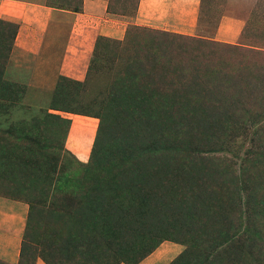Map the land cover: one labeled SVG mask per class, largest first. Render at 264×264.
Masks as SVG:
<instances>
[{
	"label": "rangeland",
	"instance_id": "1",
	"mask_svg": "<svg viewBox=\"0 0 264 264\" xmlns=\"http://www.w3.org/2000/svg\"><path fill=\"white\" fill-rule=\"evenodd\" d=\"M19 1L49 22L0 14V226L17 239L0 264H264V0H205L196 36L72 29L60 10L82 0ZM227 15L236 36L215 38Z\"/></svg>",
	"mask_w": 264,
	"mask_h": 264
},
{
	"label": "crops",
	"instance_id": "2",
	"mask_svg": "<svg viewBox=\"0 0 264 264\" xmlns=\"http://www.w3.org/2000/svg\"><path fill=\"white\" fill-rule=\"evenodd\" d=\"M205 0H136L134 14L128 12L115 13L107 11V0H82L83 10L80 12H73L67 10H60L63 14L71 15V28L78 25L77 29H82L81 22H93L92 29L106 31L110 34H120L123 24L135 23L144 24L153 28H161L163 30L171 31L178 34H185L196 36V31L200 30L198 21L202 17L204 11ZM233 0H227V5H232ZM104 4V10L99 9ZM234 4V3H233ZM49 7H40L42 16L36 13L39 11L38 7L31 3L19 0H0V14L17 18L30 16L36 20H40L43 26L49 22L47 13ZM16 17H14V16ZM48 20V21H47ZM234 18L224 16L220 20L217 34L215 38L232 39L236 36L239 29L240 22ZM118 23V24H116ZM33 32L39 39L44 37L42 32L32 29H25ZM94 31H88L92 33ZM21 37V36H20ZM18 40V37H17ZM26 43L24 39H20V44ZM36 42L27 43V46L34 48ZM38 68V65L36 66ZM14 211L20 212L21 207L11 205ZM11 235V231H6L0 226V253L5 256L7 254L8 246L11 247L12 253L8 252V260H13L16 256L15 249L17 248V239ZM14 242V245H13ZM19 244V242H18ZM13 262V261H12ZM34 264H44L41 260L37 259Z\"/></svg>",
	"mask_w": 264,
	"mask_h": 264
},
{
	"label": "trees",
	"instance_id": "3",
	"mask_svg": "<svg viewBox=\"0 0 264 264\" xmlns=\"http://www.w3.org/2000/svg\"><path fill=\"white\" fill-rule=\"evenodd\" d=\"M176 34V33H175ZM103 126H102V124H101V122H100V124H99V126H98V131H97V134H96V138H95V141H94V143H93V150H92V152L93 153H95L96 151H97V147H98V143H99V141H103V136H102V130H103V128H102ZM25 246H26V243H25V241H24V247H23V249H22V255L25 257L26 256V248H25ZM34 263H35V261H34ZM22 264V263H21Z\"/></svg>",
	"mask_w": 264,
	"mask_h": 264
}]
</instances>
